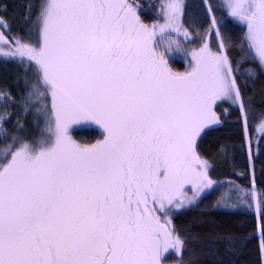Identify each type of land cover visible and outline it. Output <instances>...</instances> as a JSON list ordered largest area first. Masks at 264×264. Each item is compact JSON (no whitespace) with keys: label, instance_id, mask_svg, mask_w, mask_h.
<instances>
[{"label":"snow or ice","instance_id":"6c2138e0","mask_svg":"<svg viewBox=\"0 0 264 264\" xmlns=\"http://www.w3.org/2000/svg\"><path fill=\"white\" fill-rule=\"evenodd\" d=\"M0 70V264H264V0H0Z\"/></svg>","mask_w":264,"mask_h":264},{"label":"trees","instance_id":"16d2710c","mask_svg":"<svg viewBox=\"0 0 264 264\" xmlns=\"http://www.w3.org/2000/svg\"><path fill=\"white\" fill-rule=\"evenodd\" d=\"M9 3L11 4H22L23 0H8ZM142 2L144 3V5L147 7L148 4H150L152 2V0H142ZM23 9H19L17 11V15H20L22 13ZM178 68L182 69V63H177L176 65ZM0 75H2V70H0ZM215 148L216 145L212 142L209 141L208 143H206L204 145V149L205 151L210 155H214L215 153ZM237 167H240V165H237ZM227 168H218L217 172L221 173L223 171H226ZM221 179H223V176H220ZM195 213H189L187 214L186 217H184V221L187 222L189 220H191L192 216ZM214 219H219L221 221L225 220V219H231L232 224L231 227L236 230V234L237 235H241V234H246L247 232L251 231V227L250 224L244 225L243 227H241L240 222L241 221H245V220H249V217H245V216H232V217H214ZM222 227H224L222 225ZM246 229V231H245ZM205 231H212L211 228H206ZM257 244L258 241L257 240H252L250 243L247 244L246 247L242 248L235 256L232 257V259L236 262V264H257L258 262V253H257Z\"/></svg>","mask_w":264,"mask_h":264}]
</instances>
